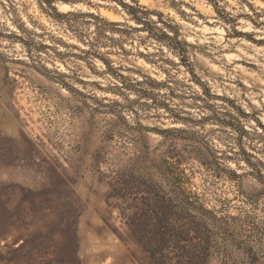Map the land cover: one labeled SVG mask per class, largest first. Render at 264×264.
I'll return each mask as SVG.
<instances>
[{"label": "rangeland", "instance_id": "374dc122", "mask_svg": "<svg viewBox=\"0 0 264 264\" xmlns=\"http://www.w3.org/2000/svg\"><path fill=\"white\" fill-rule=\"evenodd\" d=\"M0 264H264V0H0Z\"/></svg>", "mask_w": 264, "mask_h": 264}, {"label": "trees", "instance_id": "16d2710c", "mask_svg": "<svg viewBox=\"0 0 264 264\" xmlns=\"http://www.w3.org/2000/svg\"><path fill=\"white\" fill-rule=\"evenodd\" d=\"M51 1V0H48ZM64 2H68V0H62ZM123 8H125L127 10V14L129 16V18L131 20H133L136 24H140L142 27H144V25H146L147 22H145V19H143L142 17L139 16L140 11H138V9H135L132 6H127L125 4L122 5ZM95 20L97 21V24H95L94 27V37H93V42L91 43V45H100L101 44V40L102 39H106L107 35L106 34H110V33H114V32H118V27L122 26L119 23H108L105 20L101 19V18H95ZM117 42H120L121 40H116ZM184 242H185V237L184 236H179L178 240H177V244L181 245L182 247L181 249L184 248ZM158 247L163 248L166 244V241L164 240V238H162L161 240H159L158 242Z\"/></svg>", "mask_w": 264, "mask_h": 264}]
</instances>
